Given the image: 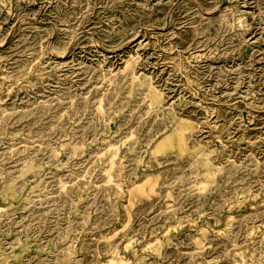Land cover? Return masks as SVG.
<instances>
[{
	"label": "rangeland",
	"instance_id": "rangeland-1",
	"mask_svg": "<svg viewBox=\"0 0 264 264\" xmlns=\"http://www.w3.org/2000/svg\"><path fill=\"white\" fill-rule=\"evenodd\" d=\"M0 264H264V0H0Z\"/></svg>",
	"mask_w": 264,
	"mask_h": 264
}]
</instances>
